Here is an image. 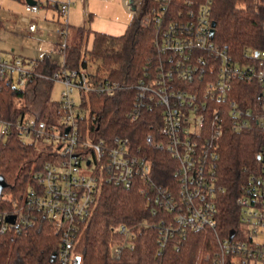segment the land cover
Listing matches in <instances>:
<instances>
[{
	"label": "built area",
	"instance_id": "obj_1",
	"mask_svg": "<svg viewBox=\"0 0 264 264\" xmlns=\"http://www.w3.org/2000/svg\"><path fill=\"white\" fill-rule=\"evenodd\" d=\"M78 1L82 0L56 3V31L63 38L59 44L62 67L57 71L36 72V59L0 54V77L7 83L22 87L36 76L62 86L58 100L50 103L54 120L28 113L13 122L0 119V140L9 136L13 126L21 138H29L23 140L32 143L42 158L33 173L34 183L20 200L3 196L11 209L0 211V234L25 230L42 216L51 222L57 264H82L78 227L101 186L135 185L145 194L153 215L163 212L157 223L161 247L179 229L210 228L217 243L212 264H264V49L245 46L235 54L226 44L217 43L211 34L212 0H155L141 24L153 27L160 57L153 70L130 85L135 94L127 117L137 120L144 110L158 109L157 130L147 133L144 142L175 161L173 181L162 185L152 178L147 154L131 146L128 136H107L98 129L89 93L113 95L123 84L96 79L87 68L63 66L69 7ZM23 5L31 14L41 8L38 2L24 0ZM36 29L30 21L28 30ZM238 82L247 83L241 102ZM226 120L233 131L261 133L263 146L257 173L249 175L236 198L240 225L221 233L216 230V197L223 189L217 180V162ZM114 229L121 239L111 245L110 252L119 258L124 248H133L136 232L134 226L123 223Z\"/></svg>",
	"mask_w": 264,
	"mask_h": 264
},
{
	"label": "trees",
	"instance_id": "obj_2",
	"mask_svg": "<svg viewBox=\"0 0 264 264\" xmlns=\"http://www.w3.org/2000/svg\"><path fill=\"white\" fill-rule=\"evenodd\" d=\"M155 5V0L135 2L124 32L111 35L93 31L91 47L87 46L90 28L69 26L63 66L87 68L96 79L105 77L123 84L113 95L89 93L98 129L107 136H128L131 146L140 147L147 154L152 178L166 185L174 179V159L144 142L147 133L157 130L158 109L144 110L137 120L127 117L135 94L130 85L153 70L160 57L154 45L153 27L141 24ZM210 17L214 22L213 39L226 44L230 52L240 54L245 46L264 49V0H212ZM3 27L0 18V30ZM55 47L59 49V44ZM35 59L36 72L49 75L62 67L61 62L48 54ZM53 83L33 76L18 87L0 77V119L13 122L19 115L28 113L38 119L54 120V110L49 104ZM246 88L247 83L238 82L239 102ZM262 146L261 133L233 131L226 120L217 162V180L223 187L216 197L217 231L223 233L240 225L236 198L244 191L249 175L257 173V155ZM39 153L13 126L9 136L0 140V175L6 183L0 196V211L11 209L4 195L20 200L27 186L34 183L33 173L42 160ZM162 215V211L158 215L150 212L146 196L138 186L103 184L89 214L78 227L77 249L83 254L82 264H212L217 247L214 230L179 229L161 247L157 223ZM121 223L135 227L134 246L124 248L119 258H113L111 245L121 239L114 228ZM50 227L51 222L39 216L25 230L0 234V264H57L56 238Z\"/></svg>",
	"mask_w": 264,
	"mask_h": 264
},
{
	"label": "rangeland",
	"instance_id": "obj_3",
	"mask_svg": "<svg viewBox=\"0 0 264 264\" xmlns=\"http://www.w3.org/2000/svg\"><path fill=\"white\" fill-rule=\"evenodd\" d=\"M134 2H139V0H134ZM96 3H99L96 0ZM104 3V4H103ZM100 7L106 8L109 6L113 7L111 4H105L104 1L99 3ZM111 10V8H109ZM104 9L97 18L93 28L90 26L91 18L89 14L75 13L74 18L71 20V25L74 27L85 25L91 29L88 36L87 46L91 47L92 42V32L95 31L96 23L102 24H115V20L118 22L125 21L126 26L130 20V13L127 11H118L114 14H109L108 10ZM40 12V11H39ZM39 12L30 14L25 11L23 3L21 0H0V18L3 22L4 27L0 30V54L6 56H17L26 59L40 58L44 54H48L58 61H62V52L56 49L55 42L59 44L63 42V38L59 36L56 31L57 21L50 17V11L46 19H43L44 23L37 15ZM29 15V22L34 21L36 23V32L29 34L27 27L29 22H24L23 16ZM111 16L112 21L108 22V17ZM44 24V27L42 26ZM113 28V27H111ZM126 28V27H125ZM44 31V34L42 32ZM119 31V30H114ZM124 31V28L121 30ZM118 33V32H116ZM61 84L59 82H54L51 87V102L57 101L60 96ZM25 140H29L26 136L23 137ZM258 237V236H257ZM260 240L262 237H259ZM208 257V255H206Z\"/></svg>",
	"mask_w": 264,
	"mask_h": 264
},
{
	"label": "crops",
	"instance_id": "obj_4",
	"mask_svg": "<svg viewBox=\"0 0 264 264\" xmlns=\"http://www.w3.org/2000/svg\"><path fill=\"white\" fill-rule=\"evenodd\" d=\"M23 1L24 0H21V3H23ZM60 1H62V0H36V2H38L41 5L40 12L37 15L40 17V19L42 20L43 23H44L43 19H46L49 11H50V17L54 18L56 21H58V15L56 12V3L60 2ZM98 1H99V3H101V1H104L105 4L109 3V4L113 5V7L109 6V8H111V10L108 7H106V8L100 7L99 3H96V0L78 1V2L70 5V7H69L68 22H69L70 27L72 26L70 23L72 18H74L75 13H79V12L83 13V14H89V16L91 18L90 19L91 20V24H90L91 27L93 26V24H95L94 22H96L95 21L96 18L102 12H104V9H109L108 10L109 14H114V12H118L121 10L129 12L130 16L132 14L129 0H98ZM133 3L135 4L134 1H133ZM23 17H27V19L29 20V15H25ZM23 17H22V19H23ZM107 21L108 22L112 21L111 16L108 17ZM24 22H27V21H24ZM43 23H42V26L44 27ZM111 27H113V28H111ZM125 27H126L125 21L118 22L115 20V24H110V25H108L107 23L102 24V23L98 22V23H96V27H94V30L100 31V32H105V33H108L111 35H119V34L124 32V31L122 32L121 30L123 28L125 30ZM114 30H119V31H114ZM27 31L29 34L34 33V32H30L28 30V27H27ZM116 32H118V33H116ZM42 34H44V31L42 32ZM55 44H59V43L55 42ZM62 60H63V56H62ZM59 62H62V61H59Z\"/></svg>",
	"mask_w": 264,
	"mask_h": 264
},
{
	"label": "water",
	"instance_id": "obj_5",
	"mask_svg": "<svg viewBox=\"0 0 264 264\" xmlns=\"http://www.w3.org/2000/svg\"><path fill=\"white\" fill-rule=\"evenodd\" d=\"M26 1L29 3H35L36 2V0H26ZM129 2H130L131 9H134L135 4L133 3V0H129ZM212 25H213V27L211 29V34L214 33V22L213 21H212ZM258 157L259 156L257 155V158ZM5 185H6L5 180H4L3 176L0 175V196H1L2 189L4 188ZM8 220H12V217H8Z\"/></svg>",
	"mask_w": 264,
	"mask_h": 264
}]
</instances>
